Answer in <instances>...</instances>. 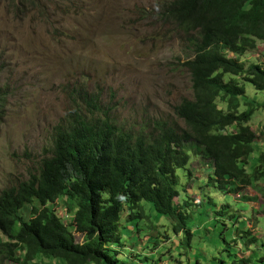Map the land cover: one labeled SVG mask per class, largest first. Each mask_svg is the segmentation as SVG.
I'll list each match as a JSON object with an SVG mask.
<instances>
[{
	"label": "trees",
	"instance_id": "trees-1",
	"mask_svg": "<svg viewBox=\"0 0 264 264\" xmlns=\"http://www.w3.org/2000/svg\"><path fill=\"white\" fill-rule=\"evenodd\" d=\"M155 13L151 18L164 30L160 38L179 42L187 56L181 67L189 73L193 99L174 108L181 124L125 130L103 110L98 94L78 90L37 174L0 194V264H40L42 255L63 264H143L146 259L124 254V239L141 244L147 238L140 253L159 246L148 238V231L168 238L160 233L157 215L174 224V238H191L185 216L196 205L190 196L178 203L177 171L192 159L212 169L205 186L224 195L252 188L264 200V173L247 169L258 140L250 124L264 104L241 101L246 83L264 92V63L244 60L259 44L264 51V0H166ZM2 101L0 96V107ZM61 203L71 223L55 210ZM215 203L203 197L197 205ZM228 208L222 205L216 213L228 214ZM233 235L240 264L264 247V238L259 244L251 231Z\"/></svg>",
	"mask_w": 264,
	"mask_h": 264
},
{
	"label": "rangeland",
	"instance_id": "rangeland-1",
	"mask_svg": "<svg viewBox=\"0 0 264 264\" xmlns=\"http://www.w3.org/2000/svg\"><path fill=\"white\" fill-rule=\"evenodd\" d=\"M33 1L32 6L28 1L23 6L20 0H0V96L4 100L0 107V194L38 171L50 149L54 129L75 107L78 90L98 94L112 121L119 128L135 131L147 130L156 122L181 124L174 108L182 100L193 99L189 73L181 67L187 56L179 42L160 38L164 30L151 18L166 0ZM244 60L263 64L262 45ZM245 89L242 102L264 104V92H256L250 83ZM250 125L258 141L248 170L261 167L264 171L260 157L264 154V131H260L264 109L253 116ZM200 161L192 159L191 164L177 171L178 203L188 201L190 196L189 201L194 200L197 207L185 216V230L192 237L185 233L174 238V224L155 213V222L163 223L160 233L168 238L148 231L150 240L164 243L140 253L145 241L139 244L140 240L127 236L123 252L131 260L146 259L143 264H240L239 239L232 234L251 231L262 243L261 196L245 205L242 198L255 195L250 188L233 196L205 186L212 169ZM201 168L203 171H199ZM203 197L216 203L197 205ZM226 204L231 206L228 214H217ZM55 210L64 221L72 220L64 217L62 203ZM253 211H257L258 218L254 214L252 217ZM76 238L82 241L79 235ZM234 239L238 241L233 243ZM162 246L171 252L160 253ZM252 257L247 264H264V247ZM57 262L44 255L39 257L40 264Z\"/></svg>",
	"mask_w": 264,
	"mask_h": 264
},
{
	"label": "crops",
	"instance_id": "crops-1",
	"mask_svg": "<svg viewBox=\"0 0 264 264\" xmlns=\"http://www.w3.org/2000/svg\"><path fill=\"white\" fill-rule=\"evenodd\" d=\"M249 168V166L247 167V169ZM254 169L255 168H251L250 170H253L254 171ZM261 183H262V180H261ZM263 186V185H262ZM252 190V192L255 194L253 197H248V198H253L254 200H256V199H258L259 198V195L253 190V189H251ZM256 196H258V197H256ZM256 197V198H255ZM248 202V204L249 205H251L254 201H247ZM231 208H228V210H230ZM255 216L257 215V211H255L254 213H253ZM257 217V216H256ZM261 217H263V215L261 216ZM258 218V217H257ZM125 237H126V235H125ZM142 240H144V239H142ZM148 239L146 238L144 241L146 242ZM138 241H139V239H138ZM140 243H142V242H140ZM164 243V242H163ZM163 243H161V245H163ZM145 244V243H144ZM142 246H143V243H142ZM59 264H63V263H59Z\"/></svg>",
	"mask_w": 264,
	"mask_h": 264
},
{
	"label": "clouds",
	"instance_id": "clouds-1",
	"mask_svg": "<svg viewBox=\"0 0 264 264\" xmlns=\"http://www.w3.org/2000/svg\"><path fill=\"white\" fill-rule=\"evenodd\" d=\"M257 141H258V140H257ZM204 167H205V166H204ZM206 167H208V165H207ZM206 167H205V168H206ZM203 169H204V168H201V169H199V171H203ZM258 169L262 170V172L264 173V171H263V169H261V167L258 168ZM38 170H39V169H38ZM254 170H255V169H254ZM37 172H38V171H37ZM37 172H36L35 174H37ZM31 175H32V174H31ZM31 175H30V176H31ZM29 178H30V177H29ZM262 179H263V178H262ZM262 179H261V180H262ZM23 183H24V182H23ZM260 186H262V184H260ZM263 186H264V183H263ZM250 189H252V188H250ZM256 193H257V192H256ZM257 194H258V193H257ZM238 195H239V194H238ZM258 195H259V194H258ZM233 196H234V195H233ZM259 196H260V195H259ZM261 198H262V197H261ZM242 203H243V202H242ZM244 204H246V203H244ZM246 205H247V204H246ZM236 213H237V212H236ZM253 213H254V212H252V217H253ZM67 216H68V215H67ZM70 217H71V216H70ZM240 217H241V216H240ZM66 218H67V217H66ZM256 218H257V217H256ZM62 219H63V218H62ZM67 220H68V219H67ZM69 222L71 223L72 220L69 221Z\"/></svg>",
	"mask_w": 264,
	"mask_h": 264
}]
</instances>
